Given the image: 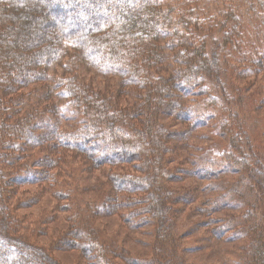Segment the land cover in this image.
Returning <instances> with one entry per match:
<instances>
[{"label":"trees","instance_id":"obj_1","mask_svg":"<svg viewBox=\"0 0 264 264\" xmlns=\"http://www.w3.org/2000/svg\"><path fill=\"white\" fill-rule=\"evenodd\" d=\"M83 66L116 84L84 81ZM263 107L264 0H0V264H59L29 238L42 226L56 235L50 248L86 264H183L174 205L197 188L183 198L163 186L170 168L206 182L236 175L217 189L242 211L211 235L243 241L234 264H264V150L243 119ZM197 131L213 147L188 144ZM188 152L204 166L168 167ZM100 188L96 202L81 198ZM46 199L32 219L25 210ZM102 215L151 224L149 251L124 259Z\"/></svg>","mask_w":264,"mask_h":264},{"label":"rangeland","instance_id":"obj_2","mask_svg":"<svg viewBox=\"0 0 264 264\" xmlns=\"http://www.w3.org/2000/svg\"><path fill=\"white\" fill-rule=\"evenodd\" d=\"M79 76L84 81L91 82L98 88L112 87L117 81V79L103 76L87 66H83L79 69ZM243 82L244 81H240L239 84H243ZM231 100L232 104L235 105L237 100ZM254 100H257V98L252 92H250L246 97L247 104H249V106L251 104L253 105ZM220 107L221 106L219 105V108ZM224 110L225 109L221 110L219 113H224ZM243 119L248 126L247 128L249 129V132L252 136L253 143H255L256 146L257 143H261L260 148L264 150V137L260 138L258 136L263 135L264 133V107L259 111L251 110L249 113L244 111ZM199 132L200 131L193 133L187 139L188 144H198L199 151L209 150L210 147H213L216 136L209 132L203 134H199ZM187 150L186 147L183 148L184 152H187ZM199 154L200 152H188L187 154H184V156L186 155L185 157L189 162H185L184 160L179 162L173 159L172 163L168 164V167L174 165L176 167H183L185 164H187V167H190L191 169V166H193V169L200 168L204 166V164L197 162V165H194L192 162L196 156H199ZM198 160L199 159H196V161ZM171 169L172 168H170V170L168 169L169 171L166 173V175L162 176L161 178L160 183L163 186L169 188V190L172 192H179L183 198L188 197L187 192L190 191L191 188H197V199H195L192 203H179L180 201H183L181 199L174 205L175 207L177 206V208H179V212L175 213L173 217V222H176L177 225H179L180 234L178 235V242L182 244L183 248V254L185 258V262H183V264H234L233 261L237 259L235 255H239L242 252L243 241H227L225 238L226 236L228 237L230 233L227 231L223 235L224 237L221 236L220 238H214V235H211V230L214 232L217 227L221 228L225 224L224 221L229 219V216H236L237 214L241 213L240 211H242L241 208H235L237 207V205L235 206V203H230L237 199L238 195L230 196V194H227L226 191L217 189L220 184H227L231 182L235 183L237 180L236 175L226 174L218 176L219 179L212 177L206 182V180L203 179V176L200 178L198 175L197 177L193 176L194 178H190L191 176L183 179H181V177L176 178L179 173L172 174ZM104 173H106V171ZM104 173L101 170L100 172H96L94 175L96 177L93 176L91 178L93 181L96 180L95 182H97V185H103L105 180ZM169 177L170 180L167 181ZM213 184L216 185V188L212 190L209 185ZM73 185L74 184L71 183L66 187H72ZM102 190L103 188L98 190L96 189L95 193H91V190L85 191L86 193L82 195L81 198L86 202H96L97 198L101 196ZM179 193H177V195ZM46 203L48 207L46 206ZM225 203L230 204L228 206H223ZM200 205L205 207L210 206L216 210L212 212L210 217H204V214L195 212V207H201ZM51 206H53V200L46 199L31 206L25 211L32 215V219H35L33 217L34 215H38L43 211L49 210ZM32 224L33 223H30L29 227H31ZM57 224V221H55L51 227L55 228ZM96 224L104 232V234L109 237V239L115 242L119 249L124 250V259H135L138 258V256H144L145 252L149 251L151 243L154 240V234L152 232L153 227L151 224L131 230L123 224L122 218L119 215H102L96 220ZM48 228L50 227L46 226V229ZM44 229L45 228L42 226L39 231H36L35 234H30V240L36 245L44 248V250L51 252L59 264H86L80 253L77 251H55L50 248L56 235L52 231H50L48 234V232ZM119 264H124V262H120Z\"/></svg>","mask_w":264,"mask_h":264}]
</instances>
